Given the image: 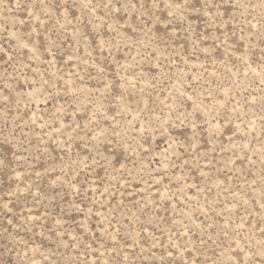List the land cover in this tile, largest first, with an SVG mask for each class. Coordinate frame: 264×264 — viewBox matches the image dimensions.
Masks as SVG:
<instances>
[{
	"label": "rangeland",
	"instance_id": "374dc122",
	"mask_svg": "<svg viewBox=\"0 0 264 264\" xmlns=\"http://www.w3.org/2000/svg\"><path fill=\"white\" fill-rule=\"evenodd\" d=\"M0 264H264V0H0Z\"/></svg>",
	"mask_w": 264,
	"mask_h": 264
}]
</instances>
